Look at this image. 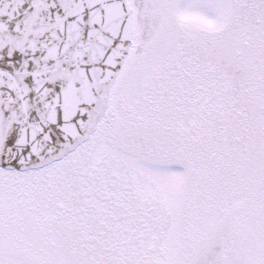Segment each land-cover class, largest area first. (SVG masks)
I'll list each match as a JSON object with an SVG mask.
<instances>
[{
	"label": "snow or ice",
	"instance_id": "1",
	"mask_svg": "<svg viewBox=\"0 0 264 264\" xmlns=\"http://www.w3.org/2000/svg\"><path fill=\"white\" fill-rule=\"evenodd\" d=\"M0 264H264V0H0Z\"/></svg>",
	"mask_w": 264,
	"mask_h": 264
}]
</instances>
